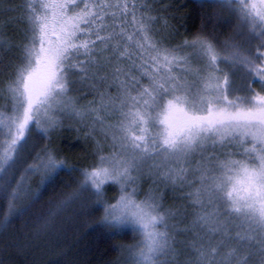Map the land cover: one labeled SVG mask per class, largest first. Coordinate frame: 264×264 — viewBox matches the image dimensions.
Instances as JSON below:
<instances>
[{
	"label": "snow or ice",
	"instance_id": "snow-or-ice-1",
	"mask_svg": "<svg viewBox=\"0 0 264 264\" xmlns=\"http://www.w3.org/2000/svg\"><path fill=\"white\" fill-rule=\"evenodd\" d=\"M10 2L0 0V16ZM205 3L226 7L247 29L248 45L259 42L255 51L226 42L222 54L202 35L172 46L152 0H24L22 45L5 35L11 21L0 23V65L13 47L20 53L0 86L11 103L0 105L6 222L22 214L15 201L27 193L29 177L42 174L50 183L66 168L44 149L19 180L11 178L31 154L33 132L46 137L72 116L91 120L86 137L99 131L110 140L108 154L96 141L97 162L83 170L72 198L89 194L104 225L141 237L129 249L133 264H181L184 253L183 264H264V0ZM225 65L247 83L237 87ZM77 84L94 93L83 108L72 95ZM144 179L152 184L141 199ZM106 184L119 186L114 202L104 199ZM161 185L182 190L186 205L164 209ZM189 209L191 222L181 228Z\"/></svg>",
	"mask_w": 264,
	"mask_h": 264
},
{
	"label": "trees",
	"instance_id": "trees-1",
	"mask_svg": "<svg viewBox=\"0 0 264 264\" xmlns=\"http://www.w3.org/2000/svg\"><path fill=\"white\" fill-rule=\"evenodd\" d=\"M207 4L201 7L195 0H165L167 7L162 14L168 29L181 41L184 38L190 40L202 31L228 37L232 29L220 25L214 9ZM6 7L11 11L0 16V23L11 21L4 29L5 35L14 45H22V34L28 30L24 0H11ZM230 38L238 43L237 39ZM19 56L17 50L5 56L0 65V84L13 74L15 65L20 62ZM44 140L33 132L31 154H24L16 174L28 166L31 156L41 150ZM60 141L61 155L69 163L50 183H42L44 177L37 181V191L28 203L15 207L16 212L22 214H13L6 222L4 216L8 209L5 200L0 199V264H121L123 248L134 244L135 237L104 225V212L91 196L90 205L75 203L76 199L72 197L81 181L83 158L89 154L83 157L78 143L69 136H63Z\"/></svg>",
	"mask_w": 264,
	"mask_h": 264
},
{
	"label": "rangeland",
	"instance_id": "rangeland-1",
	"mask_svg": "<svg viewBox=\"0 0 264 264\" xmlns=\"http://www.w3.org/2000/svg\"><path fill=\"white\" fill-rule=\"evenodd\" d=\"M195 1L197 3H200V0H195ZM164 3H165V0H152V4H151L152 14L154 16L163 18L160 20L161 25H163L166 22L164 20L163 14H162V11H164V9H166V7H167L166 5H164ZM207 5H209L210 7H212L214 9L215 16H216L217 20L221 23L220 25L229 27V29H232V32L228 37L227 36H220V34L217 32H214V33L209 32L210 34L209 33L206 34L205 31H202L200 35L204 36L205 38L211 40L214 44H216L218 50H220L222 52V54H223V47L222 46L226 42L241 45L246 50L255 51L256 47L259 45V42L254 41L251 45H248L247 41L249 39V33H248L247 29L243 28V26L241 25V22L232 13H230V11L226 7H222L219 5H212V4H207ZM26 25H25V27H26ZM27 31L25 30V33L22 34L24 37V42H25V37H26ZM168 32L171 33V35L169 36V43L172 46H177L184 41V40H182V41L178 40V38L175 37V35L173 34V32L170 29H167L165 34H167ZM230 37L237 39L239 44L237 42H235V40H232V38H230ZM184 39H186V38H184ZM179 41H181V43H179ZM12 50L15 52L17 50V48L13 47ZM224 70L226 72H232V71L236 72V76H237L236 86L237 87H243L247 83V81L240 78L242 75L240 70L231 69L230 67H228L226 65L224 66ZM7 80L8 79H6V81ZM6 81H3L2 84ZM2 84H0V86H2ZM253 86L256 87L257 91H260L259 87L255 86V85H253ZM72 95H73V97H75L77 99L78 106L83 108L85 105L88 104V102L93 100L94 93H92L88 90L81 91L79 84H77L75 86L73 92H72ZM0 105L4 106L6 109L11 108V103L6 97H0ZM108 122L112 123V122H114V120L109 119ZM90 124H91V120H87V121H85V124H81L76 118H74L72 116L62 117L60 127L56 128L55 130L50 131V133L46 137L41 136L45 139L44 140L45 145L43 144V146L41 147V150H38L37 152H42L44 149H50L59 159L64 160L65 164H67L69 162L65 156L63 157V155H61L62 151L59 149V147L61 145V141H60L61 138L63 136H69L75 141V143H78V146L81 149V154L83 155V157L85 154H89V155H86L85 158L82 157L85 162L83 164V168L80 170L91 168L97 162V159H98V147H97L96 141L97 140L101 141V143L104 146V154H108V151H109L108 145L110 144V140H105V138L99 133V131H97L95 133L94 138L86 137V132L88 131V128L85 125L90 126ZM61 148H63L62 145H61ZM69 151H71V150H69ZM37 152H34V154L31 156L29 163L32 162V159H33L35 153H37ZM72 152H73V150H72ZM72 157H74V156H72ZM79 161H80V159H79ZM18 169L19 168L17 167L14 170L13 176L11 177L12 179H13L14 175L18 172ZM21 173H23V172L16 174L15 180H19ZM42 178H43L42 174H37L35 176H31L28 178V181H27L28 191L20 199L15 201V207L23 206V205L28 203V201L30 200L32 195L37 191L35 189V186H37V181L39 182V180ZM151 184H152V181L150 179H144L141 181L139 198H141V199L143 198L144 194L149 191ZM40 186H41V184L39 185V187ZM13 187H14V185H13ZM159 190L164 193V199H163V208L164 209H166V210L171 209L172 211H176L177 209H180L182 206L186 205V201H184L182 199V196L184 194L182 190L178 189L174 193L171 187H165L163 185L160 186ZM118 194H119V186L118 185H115V184H106L105 185L104 199H106L109 202H114L115 199L117 198ZM5 202H6V207H7V201H5ZM81 202L84 203V205H90L92 202L90 195L87 193H85V195H81L79 197V199H76L75 203H77V205L81 206ZM188 211H189V215L179 225L181 228L185 227L187 224H189L191 222V215H190L191 209H189ZM178 220H179L178 216L173 217V218L169 219V223L172 225H175V224H177ZM102 223H103V221H102ZM114 230L117 231L116 229H114ZM134 237H135L134 244H132L131 246H128L126 248H123V251L120 255L121 264H133V255L129 252V249L131 247H133L135 244H137L139 242V240L141 239V237L138 235H134ZM176 239L178 241H181V242H187L190 239V237H188L186 234H176ZM183 247H184V244L182 243L181 248H183ZM186 256H187V253L182 254L181 264H183V261H184ZM253 264H255V259L253 260Z\"/></svg>",
	"mask_w": 264,
	"mask_h": 264
}]
</instances>
